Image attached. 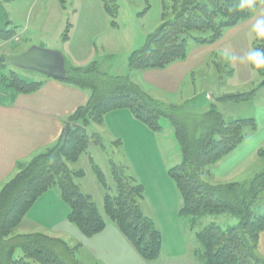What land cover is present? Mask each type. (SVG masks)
<instances>
[{
	"label": "trees",
	"instance_id": "1",
	"mask_svg": "<svg viewBox=\"0 0 264 264\" xmlns=\"http://www.w3.org/2000/svg\"><path fill=\"white\" fill-rule=\"evenodd\" d=\"M108 14L112 15L107 0H102ZM242 0H170L167 7L172 17L162 14L161 24L149 34L142 46L128 56L129 70L161 68L185 56L188 39L197 43L217 39L224 28L235 25L250 16L252 9L241 8ZM166 12V11H165ZM8 38L12 31H0ZM195 33H198L195 35ZM207 35L202 36L201 34ZM263 38L255 33L253 49H261ZM264 49V48H262ZM4 61V56H3ZM5 64V63H4ZM6 65V64H5ZM66 66V65H65ZM252 67L264 77V71ZM89 92L86 102L67 117L74 125L67 136L33 156L27 163L19 164L18 171L0 188V264H79L75 247L61 238L40 232L16 235L17 242L4 241L21 225L22 220L36 200L48 189L56 187L61 199L69 206L68 220L85 236L102 231L105 220L90 196L83 194L74 179L84 175L83 170H71L68 163L86 154L93 172L104 189L103 211L145 261L155 260L161 250V234L153 221L143 214L140 200L143 187L126 172L125 166L108 158L114 183V194L108 192L106 178L88 151L90 146L104 149L102 136L89 132L87 127L100 124L107 112L127 109L153 131H160V118L167 117L173 127L181 151V162L168 169V175L177 186L182 203L179 215L191 218L196 228L198 219L205 214L229 213L238 223L227 229L210 223L195 230L201 246L203 264H264L256 255L260 234L264 231V213L257 214L252 206L264 192V169L256 173L248 186L242 182L209 183L203 180L205 168L235 149L245 136V129H255L252 118L226 121L210 104L207 111L191 116L200 132L187 134L179 116V105H168L148 95L127 75L112 76L97 61L83 67H67V74L57 79ZM5 87L20 93L39 89L41 81H28L18 75L2 79ZM264 85V79L261 82ZM255 90L243 94H222L218 101L245 102L254 97ZM188 115V114H187ZM62 134V133H61ZM113 143H119L118 140ZM258 154L264 158V150ZM20 248L21 255L14 256Z\"/></svg>",
	"mask_w": 264,
	"mask_h": 264
},
{
	"label": "rangeland",
	"instance_id": "2",
	"mask_svg": "<svg viewBox=\"0 0 264 264\" xmlns=\"http://www.w3.org/2000/svg\"><path fill=\"white\" fill-rule=\"evenodd\" d=\"M107 3L112 15L106 12L102 0H0V31L13 32L8 38H2L7 36L5 33L0 35V84L4 86L2 79L14 74L28 81L46 78L45 75L35 71L7 66L3 61V56L6 54L21 53L30 46L36 45L59 52L64 59L66 68L69 66L83 67L92 61H97L107 73L116 72L127 75L147 93L148 87L143 81L142 71L129 70L127 60L129 54L142 46L148 35L161 24L163 13L167 19L172 17L167 8L170 5V0H107ZM261 18H264V0H258L249 17L240 20L237 25L224 28L221 35L214 41L197 43L188 39L184 56L185 63L195 64L199 61L198 66L184 80H180L176 88L169 87L173 90L166 91L163 90L164 88L160 89L152 84L158 78H166V73L145 75V81L151 87L148 91L151 96L163 103L170 102L181 107L182 111L178 115L184 117L181 123L185 124L187 134L190 136L195 137L194 135L200 132V128L197 127L195 120L189 118L204 113L213 103L226 121H231L235 117L254 119L255 123L260 126L256 131L255 129L252 131L248 128L245 129L244 144L258 143L257 149L264 150V114L257 112L264 106V85H261L264 77L246 59L255 43V32L253 29L249 30V27L255 25L256 21ZM197 34L195 33V35ZM262 41L263 43L256 45H259L261 49L264 48V38ZM232 55L237 59L231 60ZM259 70L264 71V67ZM251 90H255L254 97L245 102L234 103L217 100V97L222 94H243ZM159 122L164 131L167 130V126H171L167 117H161ZM93 126L92 123L87 129L90 130V127ZM103 143L104 149L93 145L89 147L88 151L91 153L93 162L99 165L105 175L108 192L114 194V183L108 158L122 161L121 154L119 149L108 143L105 138ZM178 150L181 155L179 145ZM259 150L252 153L249 160L238 167L231 179L248 186L251 178L264 169V158L258 154ZM68 166L71 169L84 171L81 179L75 178V181L81 185V191L90 196L107 222H110L102 207L104 189L96 180L88 156L82 154L77 161L69 163ZM48 190L57 192L63 202L56 187ZM52 203L54 205V202ZM55 207L58 209L55 217L59 220L56 226H70L63 218V211L58 206ZM252 210L257 214L264 213V192L260 194L258 201L252 206ZM184 220L181 219L185 232L182 236H185V244L189 251L187 250V257L182 259L186 264H203L201 246L194 238L193 233L188 230ZM210 223L227 229L235 226L238 223V218L229 213L205 214L198 219L196 229H201ZM71 226L75 228V224ZM18 230L21 231V228H16L11 235L6 236L4 241L15 245L18 240L15 237L16 234H19ZM171 238L179 239V237L176 238L175 231H163L161 245L164 244L167 250ZM255 253L258 257L264 258V231L260 234ZM20 255L21 250L17 248L14 256ZM115 255L119 257L120 252L116 251ZM176 261L177 263L173 264H185L181 262V258ZM150 262L168 264L169 261L153 260Z\"/></svg>",
	"mask_w": 264,
	"mask_h": 264
},
{
	"label": "crops",
	"instance_id": "3",
	"mask_svg": "<svg viewBox=\"0 0 264 264\" xmlns=\"http://www.w3.org/2000/svg\"><path fill=\"white\" fill-rule=\"evenodd\" d=\"M252 29L253 26L249 27V30ZM185 61V58H182L161 68L141 70L145 86L148 87L147 93L151 87L145 81V75L166 73V78H158L152 84L166 91L173 90L169 87L176 88L177 83L184 80L199 62L189 64ZM121 74L113 72L110 75L123 76ZM38 81L42 82L41 86L31 93H20L0 84V188L18 171L19 164L27 163L36 153L53 145L59 139L68 115L84 104L89 95L86 90L54 78L46 77ZM151 97L156 99L154 96ZM168 105L178 104L168 102ZM257 112L264 114V106ZM236 118L238 117L234 119ZM258 126L260 125L256 123L255 131ZM161 129L160 132L153 131L137 120L129 110L117 109L107 112L102 123L94 124L88 130L99 133L102 139L105 138L108 143L119 149L121 154L119 157L122 161H114L124 165L126 172L143 187L141 210L153 221L161 236L163 231H175L176 238L179 237V239H170L168 250L162 244L159 256L154 261H169L168 264H173L181 258V262L186 264L182 258L187 257L189 249L185 244V236H182L185 232L181 219H185L184 223L195 239L196 228L191 227L190 217L179 215L181 194L167 173L168 169L179 164L182 158L173 127L167 126L166 131L164 128ZM116 140L119 143H113ZM244 141L245 138L230 153L208 165L202 175L203 180L209 183L240 182L231 179L232 176L237 172L238 167L249 160L252 153L260 149H257L258 143L244 144ZM74 182L80 189L81 185L75 179ZM45 201L50 204L48 202L44 204ZM63 202L57 192L45 191L25 215L19 226L21 231L18 230L19 234L16 235L40 232L61 238L71 247L76 248L75 259L79 264L155 263L145 261L121 233L115 222L105 215L110 220L107 222L101 213L105 220L104 229L88 237L83 235L76 225L75 228L71 226L73 223L71 224L67 218L69 206ZM55 206L63 211V218L70 226H56L59 220L55 217L58 212ZM198 250L200 251V248ZM116 251L120 252L119 257L115 255Z\"/></svg>",
	"mask_w": 264,
	"mask_h": 264
},
{
	"label": "water",
	"instance_id": "4",
	"mask_svg": "<svg viewBox=\"0 0 264 264\" xmlns=\"http://www.w3.org/2000/svg\"><path fill=\"white\" fill-rule=\"evenodd\" d=\"M4 63L7 66L35 71L54 79H62L67 74L64 59L59 52L36 45L30 46L21 53L4 55ZM73 125L70 122L64 124L61 140L67 136Z\"/></svg>",
	"mask_w": 264,
	"mask_h": 264
},
{
	"label": "clouds",
	"instance_id": "5",
	"mask_svg": "<svg viewBox=\"0 0 264 264\" xmlns=\"http://www.w3.org/2000/svg\"><path fill=\"white\" fill-rule=\"evenodd\" d=\"M255 6V0H242L240 7L252 9ZM253 31L256 33L258 38H264V18L258 19L253 25ZM231 60H236L237 58L232 55ZM243 59V58H242ZM247 61L252 64L255 68L259 69L264 67V49H253L251 50L247 57Z\"/></svg>",
	"mask_w": 264,
	"mask_h": 264
}]
</instances>
